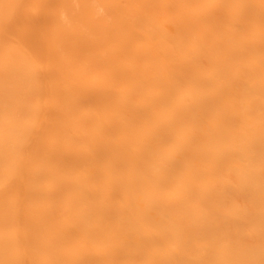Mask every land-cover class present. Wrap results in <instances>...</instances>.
<instances>
[{"label":"bare ground","instance_id":"bare-ground-1","mask_svg":"<svg viewBox=\"0 0 264 264\" xmlns=\"http://www.w3.org/2000/svg\"><path fill=\"white\" fill-rule=\"evenodd\" d=\"M0 264H264V0H0Z\"/></svg>","mask_w":264,"mask_h":264}]
</instances>
